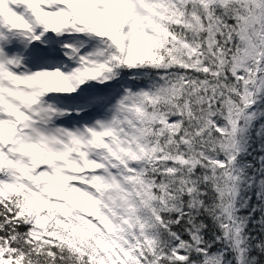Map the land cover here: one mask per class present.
I'll use <instances>...</instances> for the list:
<instances>
[{
	"label": "snow or ice",
	"instance_id": "1",
	"mask_svg": "<svg viewBox=\"0 0 264 264\" xmlns=\"http://www.w3.org/2000/svg\"><path fill=\"white\" fill-rule=\"evenodd\" d=\"M0 264H264V0H0Z\"/></svg>",
	"mask_w": 264,
	"mask_h": 264
}]
</instances>
